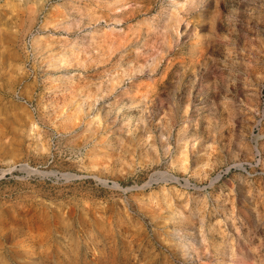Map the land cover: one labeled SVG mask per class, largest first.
<instances>
[{
  "label": "rangeland",
  "instance_id": "rangeland-1",
  "mask_svg": "<svg viewBox=\"0 0 264 264\" xmlns=\"http://www.w3.org/2000/svg\"><path fill=\"white\" fill-rule=\"evenodd\" d=\"M0 264H264V0H0Z\"/></svg>",
  "mask_w": 264,
  "mask_h": 264
},
{
  "label": "bare ground",
  "instance_id": "bare-ground-1",
  "mask_svg": "<svg viewBox=\"0 0 264 264\" xmlns=\"http://www.w3.org/2000/svg\"><path fill=\"white\" fill-rule=\"evenodd\" d=\"M37 235H38V234H37ZM39 236H40V235H39ZM25 238H26V237H25ZM30 238H32L33 240L35 239V237H33V236L30 237ZM30 238H29V239H30ZM36 238H37V236H36ZM38 239H40V238L38 237ZM43 239H44V238H41V240H43ZM36 242H37V240H36ZM30 243H31V244H34V243H32L31 241H30ZM40 244H41V243H40ZM35 245H36V243H35ZM28 251H30V250H26L24 253H25V254H28ZM29 254H30V253H29ZM27 258H29V257H27Z\"/></svg>",
  "mask_w": 264,
  "mask_h": 264
}]
</instances>
